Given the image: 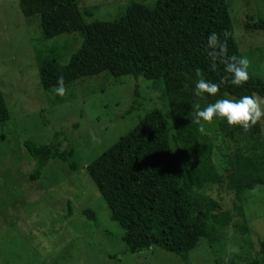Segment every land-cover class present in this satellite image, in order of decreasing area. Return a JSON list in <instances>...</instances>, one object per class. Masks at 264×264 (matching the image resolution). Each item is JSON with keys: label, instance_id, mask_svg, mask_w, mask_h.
I'll return each instance as SVG.
<instances>
[{"label": "rangeland", "instance_id": "1", "mask_svg": "<svg viewBox=\"0 0 264 264\" xmlns=\"http://www.w3.org/2000/svg\"><path fill=\"white\" fill-rule=\"evenodd\" d=\"M85 24L114 22L132 3L152 7L154 0H76ZM241 57L249 60L248 73L264 83V31L247 29L264 19V0H226ZM79 34L43 40L39 20H27L18 0H0V90L9 121L0 124V264H185L178 256L157 248L134 255L124 253L123 231L109 211L86 167L128 134L146 113L159 110L172 129V118L161 79L100 75L65 88L45 92L35 53L65 65L81 45ZM140 99L133 107L134 94ZM260 100L264 108V99ZM229 99V98H224ZM218 99L196 96L197 111ZM197 123V122H196ZM226 119L197 123L200 141L212 149L219 180L196 189L228 213L229 221L213 225L214 239L201 240L187 256L188 264H244L259 253L264 242V186L236 194L234 184L242 177L243 138L232 143L221 134ZM264 148V117L258 121ZM60 134L61 150H73L72 172L66 164L49 162L41 177L32 181L36 162L25 143L44 145ZM255 141H252V143ZM94 213L96 222L83 216ZM246 227L241 234L237 227Z\"/></svg>", "mask_w": 264, "mask_h": 264}, {"label": "trees", "instance_id": "2", "mask_svg": "<svg viewBox=\"0 0 264 264\" xmlns=\"http://www.w3.org/2000/svg\"><path fill=\"white\" fill-rule=\"evenodd\" d=\"M22 16L39 20L43 40L79 34L83 41L68 62H58L55 48L48 57L35 53L40 85L45 92L79 80L107 75L114 79L131 77L147 81L161 79L172 118V131L159 110H152L128 134L86 167V172L105 203L110 219L123 231L124 253L134 255L157 248L178 256L185 264L188 254L201 240H213V225L229 221L228 213L196 189L219 180L212 161V149L201 142V129L192 121L195 112V84L203 78L219 83L231 74L218 57L211 70L208 37L216 33L225 55L241 58L226 0H154L152 7L130 3L114 22L85 24L76 0H18ZM247 29L264 31V19ZM217 52L219 49L216 50ZM249 75L240 86L226 82L213 99L253 96L264 99V83ZM140 96L134 94L135 109ZM9 113L0 90V124ZM221 134L232 143L243 138L245 153L242 177L234 184L237 195L264 186V148L257 122L247 130L220 125ZM252 141H255L252 143ZM36 162V181L51 161L66 164L72 172L73 150H61L60 134L44 145L25 143ZM96 222L90 210L83 211ZM223 224V225H224ZM241 234L244 226L237 227ZM219 264V263H215ZM244 264H264V242L258 256Z\"/></svg>", "mask_w": 264, "mask_h": 264}, {"label": "clouds", "instance_id": "3", "mask_svg": "<svg viewBox=\"0 0 264 264\" xmlns=\"http://www.w3.org/2000/svg\"><path fill=\"white\" fill-rule=\"evenodd\" d=\"M208 48L212 49L209 53L213 58L211 70L216 69V59L219 57L220 62L225 65V72L231 74L230 77H224L219 83H212L200 78L195 84V95L216 96L222 84L229 82L232 85L240 86L249 79L248 67L249 60L247 57L238 58L236 56L228 57L225 55L224 45L219 43L216 33L208 37ZM219 49L217 52L216 50ZM60 85L56 89L58 95H64L63 77L58 80ZM196 122H212L214 118L226 119L229 126H241L247 130L250 126L255 125L264 117V108L261 107L260 100L255 96H243L238 100L235 99H218L215 103L209 104L203 110L197 111Z\"/></svg>", "mask_w": 264, "mask_h": 264}]
</instances>
